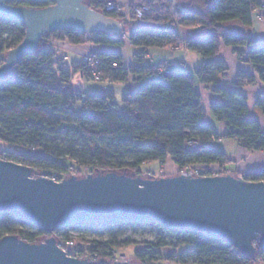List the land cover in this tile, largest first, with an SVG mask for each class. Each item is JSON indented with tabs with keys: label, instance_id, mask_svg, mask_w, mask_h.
Wrapping results in <instances>:
<instances>
[{
	"label": "trees",
	"instance_id": "obj_1",
	"mask_svg": "<svg viewBox=\"0 0 264 264\" xmlns=\"http://www.w3.org/2000/svg\"><path fill=\"white\" fill-rule=\"evenodd\" d=\"M83 2L102 11V0ZM9 3L35 8L52 4L50 0ZM141 7L145 11L138 18L135 8ZM254 9L260 11L264 21V0H190L186 8L176 7L174 0H132L127 20L118 11L105 13L122 22V34L84 33L71 28L47 33L35 50L25 53L0 79V141L13 147L0 148V157L32 167L36 176L54 175L58 179L81 176L84 168L93 173L116 171L140 175L142 165L152 161L164 164L167 160L179 168L200 164L207 172L213 167L219 175L237 176L235 170L226 168L225 153L211 142L220 135L205 121L206 113L194 85L196 78L211 85L212 92L220 95L221 101L209 104V112L226 124L225 138L237 141L246 151L264 148V132L258 121L247 115L246 97L216 85L217 76L226 66L212 60L221 45L233 47L264 84V45L241 35L224 33L222 26L235 19L249 25ZM173 25L208 32L201 38L181 39ZM24 31L22 23L0 17V64L2 54L23 39ZM50 40L67 41L70 45H82L86 41L101 45L102 48L94 51L97 65L91 69L81 62L65 61L50 46ZM126 43L136 51L132 53V63L125 66L119 48ZM180 43L205 58L194 74L186 69H171L161 74L154 66L144 63L148 48L176 47ZM243 47L245 51L238 50ZM92 71L111 82L123 83L133 75L139 84L134 91L123 93L118 106L111 91L87 95L72 87L70 80L75 73L92 78ZM243 80L252 83L254 76L238 72L236 84ZM260 102H264V96L257 105ZM77 103L81 112L76 111ZM190 141L197 144V149L188 147ZM245 178L258 177L248 174ZM128 225L156 230L153 242L133 251V258L141 264L172 259L174 255L178 264H251L253 261L225 241L202 232L169 229L153 221L72 222L52 235L60 243L71 238L70 230L105 229L110 235L113 226ZM11 234L27 242H39L48 236L5 210L0 212V238ZM115 238L86 243L95 262L110 260L116 248L133 243L129 240L117 243ZM179 246L184 248L175 252ZM167 249L172 252L167 253ZM68 252L75 256L72 250ZM256 259V264H264V248L257 250Z\"/></svg>",
	"mask_w": 264,
	"mask_h": 264
},
{
	"label": "water",
	"instance_id": "obj_2",
	"mask_svg": "<svg viewBox=\"0 0 264 264\" xmlns=\"http://www.w3.org/2000/svg\"><path fill=\"white\" fill-rule=\"evenodd\" d=\"M11 1L0 0V17L22 23L25 31L23 39L4 54L0 79L56 29L123 33L121 21L83 0H50L52 4L38 8ZM5 210L48 236L39 242L2 236L0 264H99L69 256L58 246L52 233L72 222L153 221L169 229L205 233L253 261L257 250L264 248V182L231 174L144 177L106 171L54 180L35 176L27 165L0 159V212Z\"/></svg>",
	"mask_w": 264,
	"mask_h": 264
},
{
	"label": "crops",
	"instance_id": "obj_3",
	"mask_svg": "<svg viewBox=\"0 0 264 264\" xmlns=\"http://www.w3.org/2000/svg\"><path fill=\"white\" fill-rule=\"evenodd\" d=\"M121 1V0H117ZM132 0H130L131 2ZM209 1V0H208ZM129 2V3H130ZM176 7H189L190 0H174ZM120 2H118L119 6ZM174 26V25H173ZM177 26L178 35L181 39H187L190 37L201 38L207 34L206 29L202 28H189L183 26ZM223 32L229 34H237L244 36L247 39H252L258 44L264 45V21L261 18L260 11L254 9L251 15V23L249 25L242 24L239 20H230L222 24ZM57 44V43H56ZM60 47L61 52L57 55L62 57L65 61L78 62L83 57L85 50L90 49L88 46H73L67 43H62ZM50 46L54 47L52 43ZM57 47V46H55ZM92 49V48H91ZM156 49V51H155ZM159 49V50H158ZM93 50V49H92ZM238 50H246V47L238 48ZM153 54L149 55V52ZM159 53V59L154 61V54ZM125 66L132 63V54L127 55L126 58L123 56ZM148 60V61H147ZM212 60L221 61L225 64L226 69L217 76L216 85L230 90H235L246 97L247 102V115L254 118L260 124L261 130L264 132V102H257L264 96V84L260 82L255 76V70L247 62L244 61V56L238 57L233 47H226L221 45ZM147 64L156 66L161 63H167L166 71L171 69H186L191 74H194L195 70L205 61L199 53L193 50L187 49L183 43H180L176 47L165 46V47H150L146 50L144 55V62ZM240 72L244 75L254 76L252 83H246L243 80L240 84H236V75ZM76 75L79 72L75 73ZM82 76V75H81ZM126 87V92H132L137 87L139 82L131 75L126 82H118ZM74 88V87H73ZM195 90L200 95L201 106L205 110L206 116L205 121L210 124L215 131L220 135L217 139H212V144L217 149L223 151L227 157L226 168L236 170L237 165L246 168L248 163L245 161V157L248 151L243 150L237 141L225 138L223 135L227 132L226 124L218 120L216 117L210 114L209 104L211 102L221 101L219 94L212 92L211 85H207L195 78ZM76 89V88H74ZM78 90V89H76ZM260 158L256 157L252 159V163H259ZM170 163V164H169ZM166 164L169 167H176L172 161L167 160Z\"/></svg>",
	"mask_w": 264,
	"mask_h": 264
},
{
	"label": "rangeland",
	"instance_id": "obj_4",
	"mask_svg": "<svg viewBox=\"0 0 264 264\" xmlns=\"http://www.w3.org/2000/svg\"><path fill=\"white\" fill-rule=\"evenodd\" d=\"M120 2L118 12L122 15H124L125 19H128V4L130 0H121ZM134 24H137V20L133 21ZM174 29L177 30V26H172ZM126 29H129L128 27H125ZM53 45L57 47H53L55 49L56 54H59L61 52L60 47H62V43H67V41H51ZM57 43V44H56ZM68 44V43H67ZM70 45V44H69ZM88 46L92 49H100L102 46L98 44H94L90 41L84 42L82 45H73V46ZM86 49L85 52H90L92 49ZM122 55L126 58V54L130 56L136 49L130 45L129 43H126L123 47L119 48ZM159 50V49H158ZM156 51V49H155ZM157 52V51H156ZM155 52V53H156ZM5 54V53H4ZM4 54H2L4 56ZM149 55L152 56L153 54L151 51L149 52ZM2 56V58H3ZM159 53L154 54V61H157L159 59ZM82 61V58L78 63ZM148 61V60H147ZM145 61L144 63H148ZM70 83L72 87L78 89V91H81L87 95L92 94H102L106 91H111L113 93V102L117 104L118 106H121V97L123 93L126 92V87L123 84H120L118 82H111L109 80L105 79H93V78H86L84 76H81L79 74H74L70 80ZM76 111L81 112L82 108L79 103H77ZM0 148H8L13 149V147L9 144H6L4 142L0 141ZM170 164V163H169ZM169 164H159L155 161L146 163L142 165L140 168L141 172L140 175L144 177H160V176H167V175H174L176 174V167H169ZM231 170H235L231 169ZM86 171H89L88 169H83V175ZM236 171V170H235ZM36 176V175H35ZM111 234L109 235V231L105 229H82V230H70L68 232L69 236L74 238L77 242H84L83 247L85 249L86 245L88 244V241H106L110 239L111 236H115V241L122 242L123 240H129L133 243L130 245H122L119 248H116V251L113 253L114 259L120 260L123 257L124 259H128L130 264H141L138 260L133 258V251L140 249L144 243L146 242H153L155 237V229L144 227V226H138V225H128L125 227L120 228L119 226H113L111 229ZM87 243V244H86ZM184 246H179L176 248L175 252H180ZM172 252L171 249H167V253ZM178 254V253H177ZM112 258L110 260H102L99 259L98 262L102 264H107L109 262H112ZM258 263V262H257ZM153 264H171V260L168 259H162L160 261L154 262ZM178 264V263H177ZM186 264H190L189 262Z\"/></svg>",
	"mask_w": 264,
	"mask_h": 264
},
{
	"label": "built area",
	"instance_id": "obj_5",
	"mask_svg": "<svg viewBox=\"0 0 264 264\" xmlns=\"http://www.w3.org/2000/svg\"><path fill=\"white\" fill-rule=\"evenodd\" d=\"M129 6V4H128ZM118 1L117 0H102V12L106 13V12H111V11H118ZM136 11V15L138 18H141V16L143 15L145 8L141 7V8H135ZM119 13V12H118ZM124 16V15H123ZM125 19V17H124ZM57 42V41H55ZM100 47V45H99ZM99 49L96 50H91L90 52H85L83 54L82 57V61L81 63L84 64L85 68H94L97 65V59L94 55V51H97ZM166 66L167 63H161L158 64L156 66H154V69L156 71H158L161 74H164L166 72ZM92 78L99 80L101 79L100 75L97 72L92 71ZM188 147L191 149H197V144H195L193 141H190L188 143ZM260 158L259 163L255 164L252 163V159L254 158ZM0 159H4V157H0ZM245 161L248 163L247 167L244 168L242 166H240V164L237 165L236 168V172H237V176L242 178V179H246V175L248 174H254L257 175V179L256 180H252V181H262L264 182V148L262 150H258V151H248L245 157ZM176 174H185V175H191V176H205V175H218L217 173L214 172V168L210 167L209 171L207 172L206 169L200 165V164H192L189 166H184V167H176ZM85 170L87 168H84ZM90 172V171H86L85 173ZM84 173V174H85ZM50 178L54 179V180H60L58 178H56V176H50ZM247 180V179H246ZM58 246L64 250L69 256H73L71 253H69V250H72V252H74L75 256L73 257H79V258H89L91 260H94L93 258V254L89 253L87 249H85L83 247V243L82 242H76L74 240V238H70V239H66L63 242L58 243ZM114 256H112V260L115 261L116 259H114ZM123 260V257L120 259ZM171 260V264H177V258L174 255L172 257V259H168ZM257 263V259L255 261H252L251 264ZM195 264V263H192Z\"/></svg>",
	"mask_w": 264,
	"mask_h": 264
}]
</instances>
